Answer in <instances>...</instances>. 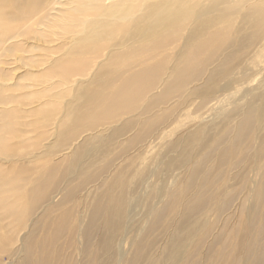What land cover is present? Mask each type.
I'll use <instances>...</instances> for the list:
<instances>
[{
  "label": "rangeland",
  "instance_id": "374dc122",
  "mask_svg": "<svg viewBox=\"0 0 264 264\" xmlns=\"http://www.w3.org/2000/svg\"><path fill=\"white\" fill-rule=\"evenodd\" d=\"M98 1L100 9L98 12H91L105 15L104 6L109 0ZM185 1L178 11L184 9L187 12L179 13L174 19L177 22L173 29L170 27L166 32L162 31L158 38L150 37L148 40H143V32L132 26H121L123 30H119L115 24L114 27L108 26L112 22L107 18L99 17L100 27L96 22L99 33L96 38H93V22L89 26L83 21L69 27L60 24L59 32L64 29L78 33L85 28L88 31L84 35H78L77 47L73 48L71 56H64L59 61V66L56 63L52 67V75L47 74L54 76L55 86L50 88H44L49 85L43 84L47 75H41L47 68L45 63L33 68L27 59L33 56L37 61L44 60L50 46L41 42L38 32L52 31L49 20L53 18L50 15L55 14V9H59V6L52 0H8L0 5V12L4 11L8 15L5 19L7 26L0 27V68H3L0 71V264H25L27 261L30 264H62L65 258L74 259L75 250H80L77 244L78 227L69 228L70 223L67 221V229L61 230L57 240L53 233L61 229L63 218L68 216L76 219V226L80 222L86 223L85 215L90 209V200L105 187L104 183L109 179L110 183L97 197L103 198L104 210L113 212L119 218L122 213L124 220L113 231L112 253L95 255L93 248H88L91 244L86 242L85 245L88 246L83 254L84 260L87 261L93 253V264H181L185 253L187 256L190 248L199 242L198 253L193 258L194 264H253V256L257 254L253 247L256 240L264 234V197L260 195L264 192V130L261 128L264 117L258 116L257 123H254L256 116L251 115L254 116L251 118L253 131L247 137L246 144L242 143L235 152L233 150L234 165L221 170L213 168V171L217 169L212 177L214 185L202 191L210 193L212 205L208 204V209L192 214L193 225L189 230L184 228L187 233L180 238V230L173 227L176 223L182 227V220H177L178 215L173 207L179 209L177 207L184 203L185 210L191 209L201 192L197 193L199 189L188 191L185 184L180 185L175 181L181 177V168H174L175 171L163 175H157L154 170L158 168L157 154L163 155L164 151L162 133L169 131L180 121L186 125L184 115L187 112H193L194 116H208L207 106L199 111L198 104L202 99L207 97L209 106L222 104L229 96H237L241 100L243 94L248 91L251 93V88L257 87L259 79L264 78V68L261 66L263 63L259 64L260 60L256 58L264 45V9L254 10V0H236L228 8L224 7L221 12L216 13L215 18L209 21L212 24L208 25L207 20H195V17L210 6L207 0L193 4ZM157 3L161 10L172 6L168 0H157ZM100 5L95 0H82L78 11L74 12L75 18H80L82 12H87L88 6L95 8ZM170 11L171 9L166 13ZM155 12L153 8L152 15H149L144 10L142 15L151 18ZM183 14L189 17L188 21L181 18ZM19 33L22 34L21 37L18 36ZM19 39L21 40L17 42ZM69 42L70 39L66 40L59 34L51 46L63 50H53L54 53L57 56L64 55V47ZM31 45L38 46V49L32 51L28 48ZM98 48H101L98 62L102 68L94 71L95 67H90L87 57ZM17 55L24 62L17 60ZM142 58L151 60L144 64ZM81 59L83 63L80 67L69 66L73 74L79 72L81 67L83 70L89 67L86 77L81 79L86 81L75 101L70 89L64 84L58 86L56 82L65 78L59 68H64L69 62H80ZM185 60L189 62L188 70L185 71L188 76L185 86L188 83V88L196 87V90H190L184 98L172 96L167 100L168 104L173 105L172 115L163 111L166 105L154 109V113L162 116L166 124L148 140L144 149L135 151L138 146L129 144L140 130L148 129L147 125L142 127L145 117H140L131 131L116 139L103 159L100 153L95 154L98 152V140H93L92 132H88L83 123L93 117L85 109L89 106L90 92L101 85L103 77H106L104 69L109 68L112 63L119 64L127 69L124 76L129 77L133 65L142 63L134 69L139 71L162 66L163 72L156 77V84L166 85L173 75L169 73L174 71L179 75L175 67ZM207 77H211L212 81L205 88L201 85ZM195 78L197 80L191 83ZM229 82L233 83L226 90ZM12 84L16 86L6 90ZM13 113L16 118H13ZM188 122L189 126H194L193 122ZM207 128L211 129L212 126ZM218 132L217 129L210 136ZM257 135L262 136L258 141ZM125 147L133 149L124 154ZM153 147L154 150H151ZM256 148L257 156L254 155ZM88 154L95 157L93 163H89ZM241 156L244 158H240ZM188 157L184 155L181 159L183 161ZM112 158L106 174H99L96 178L93 176V181L62 199V195H59L62 188L77 177L79 171L85 169L92 173L95 169H100L103 160ZM145 158V176L136 178ZM171 158L181 162L175 155ZM171 158L168 157L169 160ZM196 164L197 160L194 165ZM55 167L56 171L51 178L57 180V187L51 189L47 186L46 176ZM257 176L260 183L256 182ZM20 180L22 189H14ZM100 186L101 189H98ZM128 192L132 195L129 197L131 202L124 200ZM224 201L227 202L226 205L222 203ZM167 202H170L168 206L172 208L168 211L171 215L169 222H163L149 232V243L146 246L135 245L149 229L155 217L151 214L153 210ZM222 206L224 208L220 210ZM20 210L25 212L24 219ZM203 230L207 233L206 240L200 238ZM260 243L263 246L264 238ZM22 247H25L24 252ZM26 248H30L29 253ZM167 249L169 251L166 253L174 255L173 261L160 255V252ZM261 264H264V259Z\"/></svg>",
  "mask_w": 264,
  "mask_h": 264
},
{
  "label": "bare ground",
  "instance_id": "6f19581e",
  "mask_svg": "<svg viewBox=\"0 0 264 264\" xmlns=\"http://www.w3.org/2000/svg\"><path fill=\"white\" fill-rule=\"evenodd\" d=\"M7 1L8 0H0V5L5 4ZM81 1L82 0H52V2L59 6V9H55V14L50 15V18L53 19L49 20V28H51L52 31H41L40 33L38 32V37L40 38L41 42L50 46L48 49V53L44 57L43 61H37L33 56L27 59L31 63L30 66L33 68L43 66L42 62L45 63L47 68L43 70L44 73L41 74L42 76H45L47 74L52 75V67L56 65V63L59 66V61L62 60L64 56H71L70 53L72 52L73 48L77 47L76 42L79 37L78 35H84L88 31L87 28H85L78 33L64 29L59 32L60 24L65 27H69L78 23L79 21H83L86 26H89V24L93 22V25L95 26L93 27V38H96L99 36V17L107 18L109 19V22H112L108 26L114 27L115 24L117 25L116 27L119 30H123L121 26H132L133 28H136L143 32V35L141 37L143 40H148L150 37L158 38L159 35L162 34V31L166 32L170 27H172L171 29H173L175 23L177 22H174V19L178 17L179 13L185 14V12H187L184 9H179L178 11L179 6L186 2L185 0H177L176 2H174V0H168V3L170 5L172 4V6L171 8H165L163 10L160 9L161 6L157 5L159 4L157 3V0H109V3H106L104 6L105 15H97L96 13L91 12L93 10L98 12L101 7L99 1L95 0L100 5L99 7L94 8L93 6H88L89 10H87V12H82L80 18H75L74 12L78 11L77 9L81 6ZM197 1L200 0H188L187 2L189 4H193ZM235 1L236 0H207L210 6H208L206 11H204L202 14L195 17V20H207L208 25H211L212 22L209 23V21L212 20V18H215L216 13L221 12L224 7L228 8ZM252 7L254 10H259L261 8L264 9V0H254ZM153 8L156 12L153 16H151V18L143 17L142 12H144V10H147L149 12V15H152ZM169 9H171V11L169 13H166V11H169ZM184 14L181 15V18L185 21H188L189 17H186ZM7 16L8 15H6L4 11L0 12V27L2 25L7 26V22L5 20ZM10 20L12 19L10 18ZM96 22L99 23V26L97 28L95 25ZM116 27L114 29H116ZM157 29H161V31H157ZM59 34L63 35L66 40L70 39V42L64 47V55L57 56V53H54L53 50H63V48H56L55 46L51 45L54 44L53 42L55 38L58 39ZM119 34H121V31H119ZM21 35L22 34L20 33L18 34L19 37H21ZM20 40L21 39H19L17 42H19ZM28 48H30L32 51H36L38 49V46L31 45ZM100 54L101 48H98L92 51L87 57V61H90L91 64L90 67L92 65L93 67H95L94 71L100 67V63L98 62V59H100ZM107 55L108 54L104 55V58ZM17 57V60L23 61L20 56L17 55ZM256 58L260 60L259 64L263 63V65L261 66L264 68V45L261 47L260 53ZM141 60L145 64L147 61L151 60V58H147V60L146 58H142ZM82 63L83 59H81L80 62H69V64L66 65L63 64L65 65L64 68H59V71L63 73L65 78L64 80L61 79L60 81L56 82L58 86L60 84H64L66 87H68L70 89V93L72 94V99L75 101L78 99V92H80L81 87L86 81H83L81 79L86 77L85 73L88 71L89 67L86 70H83L81 67L80 71L74 74L70 72V68L80 67ZM188 63L189 62L185 60L184 62H181L179 65H177L175 69L179 72V75L177 74V72L175 73L174 71H171L169 74H173L172 78L168 81V83H166V85L156 84V77L161 72H163L162 66L149 69L148 71H146V69L139 71L134 69L139 65H142V63L136 64L133 65L134 67L130 68L132 73L129 77L124 76L127 69L119 64L112 63L109 68L107 67L106 69H104L106 77H103L104 81L101 83V85H97V88L90 92L88 96L89 106L85 109V112H91L93 114V117H89L91 119H86V121L83 123L84 128L88 132H92L93 136L91 137L93 138V140H98V142L96 143V145H98V152H96L95 154L100 153L101 159H103L109 147L114 145L116 139L126 135L129 131H131L135 122H137L138 118L140 117H145L144 122L142 123V127L147 125L148 129L146 131L143 129L140 130L131 138L129 144L134 145L133 147L138 146L135 151H141V149H144L146 143L148 144V140L156 135L157 131H159V128L162 125L166 124L162 116L154 113V109L158 108L160 105H166L167 107L163 111L167 112L169 115H172L171 113L173 111V105L168 104L167 100H169V98L172 96H174V98H184V95L186 93H189L190 90H196V87H193V89L188 88V83L185 86V82L188 79V76H186L185 73V71L188 70ZM101 68L102 67L99 68V71L101 70ZM91 70L92 69H90V71ZM0 71H3L2 67L0 68ZM183 72L185 74V80H183ZM45 80L46 82H44L43 84L49 85L45 86L44 88L55 86L54 76L47 75ZM196 80L197 78L193 79L191 83L195 82ZM259 80V82L256 81L258 84L257 87H250L253 92L251 91V93H249V91H242L246 93L240 97L242 98L241 100H238L236 98L237 96H229L226 97L224 103L219 105L216 104L215 106H209L208 101H206L207 97L205 98V100L202 99L200 104H198V108L200 111V109H203L207 106V112H209V114L207 113V117H202V114L194 116L195 114H192L193 112H187L184 115V120L187 121L186 125H183L180 121L172 129L162 133L164 151L163 155L162 153H160L159 155L157 154V156L159 157L157 163L158 168L154 170V172L157 175H163V173L166 174L167 172L175 171L174 168H181V177H179V179L175 181H178L180 185L185 184L188 191L192 189H199L197 193L201 192L195 199L191 209L187 208L185 210L184 203L177 207L179 209L173 207V210L178 215L177 220H182V227H180L176 223V221L174 222L176 224L173 228L180 230L178 238L187 233V231L183 230L184 228H186L187 230L191 229L193 225V213L202 212L201 210H206V208H209L208 204H210V206L212 205V203L210 202V193L202 191L209 189V187L212 188L214 185L212 177L215 175L214 173L217 169L213 171V168L218 167V169L221 170L223 167H232L234 165L232 163L233 150L235 152L239 147L242 146V143L246 144L247 137L253 131V127L251 126V118L256 116V121H254V123H257L258 116L264 117V78L262 80L260 78ZM203 81L204 84H202L201 86L206 88L210 85L212 78L207 77ZM231 83L233 82H229L226 85V90H228L227 88L232 85ZM15 86V84H12L11 86L8 85L6 90ZM252 111L254 113H252ZM252 114H254V116H251ZM13 118H16V115H14V113ZM188 121L193 122L194 126H189ZM209 125L212 126L211 129L207 128ZM261 128L264 130V124H262ZM217 129L219 131L218 134L210 136V133L216 132ZM220 129H222V131ZM261 137L262 136L257 135L256 141L260 140ZM166 140L167 143L165 142ZM232 146L234 147L231 148ZM133 147H125L123 149V153L127 154V152L133 149ZM154 148L155 147H153L151 150H154ZM170 150H174V152ZM242 150L243 149L241 148V152ZM168 152L171 153L168 154ZM88 155L89 163H93L95 157L90 154ZM172 155H175L180 159L184 155H187L189 157L184 158L183 161L181 159V162H179L175 160V158H171ZM254 155H258L257 148L255 149ZM168 157L171 158V160H169ZM240 158L244 157L241 156ZM248 158L249 157H247V162ZM66 159L68 158L66 157ZM146 159L147 158L142 161L136 178H144L145 171L147 170H145ZM112 160L113 158L110 160H103V164L102 166H100V169H95L92 173H89L85 169H82L81 171H79L77 177L72 178L71 182L67 184L64 189L62 188L59 195H62V199H66L71 194L75 193V191L79 190L81 186L93 181V176L94 178H96L97 176H99V174H106ZM195 160H197L196 165H194ZM203 169L204 171H202ZM55 171L56 167L53 168L51 172L46 176L48 177L47 186H49L51 189L57 187V180L54 179V177L53 179L51 178ZM199 175L200 177H198ZM258 176H260V174ZM258 176L256 177V182L260 183L261 180H257ZM109 180L105 181V187L110 183ZM182 180L184 183L182 182ZM21 181L22 180L19 181L14 189H22L23 184L20 183ZM101 187L102 186L97 188L101 189ZM105 187H103L101 191ZM97 188L96 191L98 190ZM100 192L96 193L94 198H90L91 206L87 211V215H85L87 217L86 223L80 222L79 225L76 226V219L74 217L68 216L66 218H63V225L61 226V229H58L53 233L57 240L61 230L64 228L67 229V221L70 223L69 228L78 227L79 229V232L77 234V244L79 245L80 250H75L76 255L74 259L69 260L65 258V261L62 264H93V253L87 261L83 258L85 248L86 246H88L85 245L86 242L91 244L88 246V248H93V250L95 251V255L106 254L108 252L112 253V234L113 231L122 224L124 217L122 213L120 214L121 218H119V216L117 217L113 212L103 209L105 202L102 197H97L98 194L100 195ZM159 192L157 193V196L159 195ZM169 192L170 194H172L171 191ZM260 195L264 197V192H261ZM131 196L128 192L127 196L124 197V200H130L131 202V198H129ZM170 202H167L165 205L158 206L153 210V213L151 214H154L155 217L152 223L149 225V229L146 231V234L144 236H141L139 240L137 239L138 242L136 241L135 245L137 244L138 247L146 246L149 243L147 242V236L149 232L153 228H156L157 225L163 222L166 224L169 222V217L171 215H169L168 211L172 209L168 206ZM222 203L224 205L227 204V202L225 201ZM129 205L130 203L128 204V206ZM223 208L224 206L220 207V210H222ZM20 212L21 217L24 219L25 212L21 210ZM127 213L128 212L126 210V214ZM206 235V230H203L200 234V238L203 237L206 240ZM261 237L264 238V234H262ZM262 238L257 239V243L253 247L257 251V254L253 256V264H261L264 259V244L263 246H261L260 243V240ZM201 242L204 243L203 241ZM198 243L199 242L194 245L195 247L190 248L187 256L185 253V255L183 256L184 259H182L181 264H194L193 258L198 253ZM142 247L140 249H143ZM24 250L25 247H22V252H24ZM26 251L29 253L30 248H26ZM168 251V249L163 250L162 252H160L161 254H159L161 256L168 257L169 260L173 261L174 259L172 258L175 257L173 254L169 255L170 253H166ZM39 263L43 264L42 262ZM25 264L30 263L27 261ZM120 264L122 263L120 262ZM157 264H159V262H157Z\"/></svg>",
  "mask_w": 264,
  "mask_h": 264
}]
</instances>
